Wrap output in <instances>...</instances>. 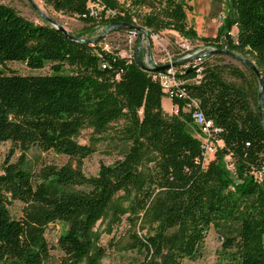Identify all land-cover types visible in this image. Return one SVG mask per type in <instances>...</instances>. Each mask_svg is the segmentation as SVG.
Returning a JSON list of instances; mask_svg holds the SVG:
<instances>
[{
    "label": "trees",
    "instance_id": "1",
    "mask_svg": "<svg viewBox=\"0 0 264 264\" xmlns=\"http://www.w3.org/2000/svg\"><path fill=\"white\" fill-rule=\"evenodd\" d=\"M41 1L56 12L78 16L90 25L89 35L95 25H136L127 10L95 22L85 15L84 0ZM188 1L130 4L149 9L139 28L172 30L191 41L197 35L186 23ZM103 2L115 11L114 1ZM42 22L34 25L0 4V67L22 63L33 71L46 66L50 71H0V147L10 142L20 151L16 162L9 156L1 160L0 151V264H44L51 249L45 231L56 221L67 225L56 242L61 264H101L106 251L94 228L107 211L111 225L126 215L132 227L139 212L149 218L145 234L131 233L125 248L142 258L126 264L200 259L209 228L221 240L217 264H264V0H229L217 36L204 40L216 50L247 58L259 77L231 56L240 65L225 62L222 54L204 59L196 83L195 72L177 75L204 117L220 129L222 146L207 162L199 139L186 130L189 117L180 110L177 115L162 111L160 87L137 61L127 63L115 51L106 52L104 36L68 33V38ZM117 121L121 128L105 138ZM84 129L99 138L79 144L76 138ZM100 139L113 141L120 158L85 177L82 161ZM31 148L65 156L75 167L46 164L32 171L24 160ZM227 156L234 178L225 169ZM127 191L134 195L125 208L114 200ZM12 202L22 205L19 216L10 213Z\"/></svg>",
    "mask_w": 264,
    "mask_h": 264
},
{
    "label": "rangeland",
    "instance_id": "2",
    "mask_svg": "<svg viewBox=\"0 0 264 264\" xmlns=\"http://www.w3.org/2000/svg\"><path fill=\"white\" fill-rule=\"evenodd\" d=\"M96 1L99 2L98 6L93 5ZM111 1L117 4L115 12L120 13L121 9L127 10V12L132 15V20L135 22L136 26H141L142 16L149 12L146 6L133 7L130 4V0ZM32 2L45 17L62 26L67 33L74 35L84 33V36L90 37L91 39L104 36V41H108L111 48L122 46L124 32H106L107 28L105 26L95 25L92 28L93 33L89 35L87 29L90 25L82 22L78 16L56 12L51 7L44 5L41 0H32ZM228 3L229 0H189L186 3L185 12L187 26L192 27L197 35L196 39L190 41L191 44L199 46L204 45L206 44L204 40L214 39L217 36L218 17L227 14ZM0 4L13 9L19 16L34 25L43 24V19L33 10L27 0H0ZM102 5L106 6L103 0H84L85 15L94 19L95 22L100 18H105V13L101 8ZM141 29L146 31V28ZM236 32L237 29L233 27L230 34L234 37ZM158 34L161 36L164 43L169 44L173 42L174 37L178 36L179 38V35L172 30L159 31ZM120 37L121 39H119ZM151 47L153 50H156L154 45ZM234 55L247 60V58L239 54ZM224 61L238 66L240 65L229 56H225ZM0 71L14 72L21 75L48 74L50 72L48 66L41 70L33 71L22 63H7L4 67H0ZM162 98L165 100L164 96ZM121 126L122 121L112 123L103 136L107 138L108 136L115 135L116 131L121 128ZM94 138H99V136L95 135L92 129H84L79 133L76 141L82 145H91V139ZM0 151L1 160L9 156L10 162H16L20 157V151L10 142L3 143L0 147ZM119 158V149L114 146L113 141L109 139H100L94 145L93 154L82 161V173L85 177H93L97 174L101 164L108 165ZM24 160L28 169L32 171L46 164L61 166L70 163L72 167H75V162L70 161L65 156L56 155L53 152L42 153L36 148H31L25 152ZM224 164L229 177L234 178L235 170L228 156L224 159ZM133 195L134 193L132 191L120 192L116 195L114 202L126 208L130 205ZM8 208L10 213L14 216H19L21 214L22 205L19 202H12L8 205ZM126 218L127 216L123 215L119 223H112L111 225L112 213L107 211L95 224L94 230L99 233V244L106 251L101 264H126L132 258H142V256L138 255L135 251L126 250L125 248L128 242H130L131 233L136 232L138 236H143L145 234L150 224L149 218H146L144 212H139L132 227L129 225ZM66 229L67 225L59 221L48 225L46 228L45 238L51 249L49 251V257L44 264H61L63 254L56 248V242L59 235ZM203 248V255L200 259L195 261L184 260L182 264H217L221 240L212 228H209L206 232Z\"/></svg>",
    "mask_w": 264,
    "mask_h": 264
},
{
    "label": "built area",
    "instance_id": "3",
    "mask_svg": "<svg viewBox=\"0 0 264 264\" xmlns=\"http://www.w3.org/2000/svg\"><path fill=\"white\" fill-rule=\"evenodd\" d=\"M93 5L98 6L99 2L96 1ZM101 8L105 13V18L115 15V11L104 5ZM223 19L224 15L218 17V27L222 24ZM153 45L156 50L151 47ZM102 48H105L109 53L115 51L117 57L126 60L127 63L138 62L141 69L148 73L150 79L158 84L163 96L171 102L170 115H177L180 110L189 117L191 124L199 132L203 161L207 162L211 159L215 151L222 146L218 137L220 129L215 127L211 120L204 117L199 110L197 101L187 94L183 88L184 81L177 75L186 72L190 67L198 66L194 71L196 76L192 79L198 82L200 80V65L204 59L211 56L210 52L216 48L205 44L193 45L189 40L180 36L179 38L178 36L174 37L171 44L164 43L158 33L134 29H128L124 34L121 47L111 48L109 42L104 41ZM166 65H168L167 69L155 71L157 67ZM179 102H182L181 108H179ZM254 175L257 179L261 178L260 172Z\"/></svg>",
    "mask_w": 264,
    "mask_h": 264
},
{
    "label": "water",
    "instance_id": "4",
    "mask_svg": "<svg viewBox=\"0 0 264 264\" xmlns=\"http://www.w3.org/2000/svg\"><path fill=\"white\" fill-rule=\"evenodd\" d=\"M27 2L29 3V5L33 8V10L45 21L49 22L51 24L52 27H54L56 30H58L59 32H61L62 34H64L66 37L68 38H72L71 36H69V34L65 31V29L56 24L55 22H53L52 20L48 19L47 17H45L37 8L36 6L33 4L32 0H27ZM121 27H126L127 29H134V30H139L138 27L136 26H132V25H128V26H121V25H114L112 26L111 28L107 29L106 32H109L113 29H117V28H121ZM211 55L213 54H222V55H227V56H231L233 58H235L236 60H238L239 62L243 63L244 65L248 66L258 77H259V73L258 71L256 70V68L253 66L252 63H250L249 61L245 60V59H242L230 52H227L225 50H214L212 52H210ZM139 61V60H138ZM175 65V64H173ZM168 68V65L166 66H160V67H157L155 69V71H163L165 69ZM198 68V66H193V67H190L187 72H194L196 69ZM260 82V80H259ZM261 94H262V86L261 84L259 85V94H258V98L259 100L261 99Z\"/></svg>",
    "mask_w": 264,
    "mask_h": 264
},
{
    "label": "crops",
    "instance_id": "5",
    "mask_svg": "<svg viewBox=\"0 0 264 264\" xmlns=\"http://www.w3.org/2000/svg\"><path fill=\"white\" fill-rule=\"evenodd\" d=\"M165 100H163V98L161 99V107H162V111L167 114L170 115V110H171V102L164 98ZM186 130L195 138L199 139V132L198 129L193 126L192 124L187 125Z\"/></svg>",
    "mask_w": 264,
    "mask_h": 264
},
{
    "label": "bare ground",
    "instance_id": "6",
    "mask_svg": "<svg viewBox=\"0 0 264 264\" xmlns=\"http://www.w3.org/2000/svg\"><path fill=\"white\" fill-rule=\"evenodd\" d=\"M139 31H143L141 28H139ZM105 49V48H104ZM106 50V49H105ZM195 81V83H196V80H194Z\"/></svg>",
    "mask_w": 264,
    "mask_h": 264
}]
</instances>
